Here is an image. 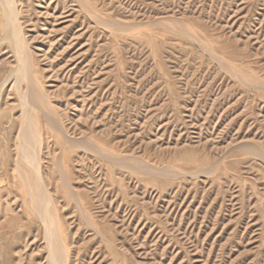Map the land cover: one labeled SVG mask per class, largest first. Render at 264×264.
<instances>
[{
    "label": "rangeland",
    "instance_id": "1",
    "mask_svg": "<svg viewBox=\"0 0 264 264\" xmlns=\"http://www.w3.org/2000/svg\"><path fill=\"white\" fill-rule=\"evenodd\" d=\"M0 264H264V0H0Z\"/></svg>",
    "mask_w": 264,
    "mask_h": 264
},
{
    "label": "bare ground",
    "instance_id": "2",
    "mask_svg": "<svg viewBox=\"0 0 264 264\" xmlns=\"http://www.w3.org/2000/svg\"><path fill=\"white\" fill-rule=\"evenodd\" d=\"M26 132H28V130H27ZM30 134H31V133H30ZM24 138L27 139L28 144H29V143H30L29 141H31V139H29V137H28L26 134H24ZM33 145H34V144H33Z\"/></svg>",
    "mask_w": 264,
    "mask_h": 264
}]
</instances>
